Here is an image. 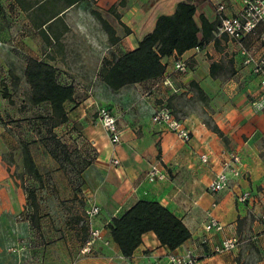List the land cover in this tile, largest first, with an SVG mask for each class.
I'll return each mask as SVG.
<instances>
[{
  "label": "crops",
  "instance_id": "0c3cea01",
  "mask_svg": "<svg viewBox=\"0 0 264 264\" xmlns=\"http://www.w3.org/2000/svg\"><path fill=\"white\" fill-rule=\"evenodd\" d=\"M180 1L0 0V67L19 65L24 70L29 58L45 61L56 68L57 78H64L60 83L73 84L75 94L81 90L104 96L108 105L103 106L115 115L121 130L120 142L112 145L108 139V149L98 158L103 171L96 169L100 188L91 204L100 211L92 226L102 230V239L85 252L84 240L65 224L53 229L40 221L37 229L30 220L14 218L24 208L20 193L6 181V142L0 137V264H166L167 249L153 232L144 233L133 254L124 257L105 228L138 200L157 201L183 221L190 238L177 250L199 242L205 212L212 209L223 230L210 234L209 245L197 246V264H264V226L259 219L264 213V110L252 106L264 78V71H253L254 61L264 55V20L243 38L242 53L228 35L216 33V8L223 4L226 15H238L243 0H190L197 25L203 16L213 26L210 36H201L198 49L163 57L165 70L156 78L117 90L101 79L102 66L136 48L156 18L172 14ZM100 18L113 29V42ZM248 56L253 61L246 62ZM178 58L187 62V71L176 70ZM68 78L74 81L66 82ZM84 78L92 83L86 85ZM161 100L191 132L189 142L151 122ZM75 111H67L69 120L81 117ZM99 140L94 135V142ZM228 150L239 155L240 174L230 176L227 188L211 193L208 185ZM201 153L210 161L202 163ZM113 158L119 160L117 165ZM157 162L166 178L150 182L146 172ZM243 192L250 194L246 202L238 201ZM231 235L240 240L236 248L211 252L212 244Z\"/></svg>",
  "mask_w": 264,
  "mask_h": 264
},
{
  "label": "rangeland",
  "instance_id": "374dc122",
  "mask_svg": "<svg viewBox=\"0 0 264 264\" xmlns=\"http://www.w3.org/2000/svg\"><path fill=\"white\" fill-rule=\"evenodd\" d=\"M68 79L66 82L74 81V78ZM84 80L88 81L86 85L92 83V79ZM4 89L7 97L2 96ZM29 95L30 87L24 79L22 66L0 67V137L6 142L3 165L6 181H12L14 192L20 193L24 208L14 218L31 221L35 214L45 228L54 229L58 224H65L84 240L88 236L89 225L83 210L94 202L99 193L100 185L95 174L97 168L100 173L103 170L99 169L97 162L99 155L108 149V136L104 129L106 136L102 133L103 127L96 123L95 112L98 106L108 103L104 96H88L81 90L75 94L73 103L65 105V109L68 112L75 109L81 117L68 119L52 129L59 143L66 146L63 149L50 132L49 104L32 105ZM157 105L158 108L167 107L162 100ZM173 115L177 116V113ZM94 135L100 139L96 143ZM23 142L29 145L42 175L41 182L33 179L23 167ZM29 189L35 190L39 206L37 213L33 212L27 199Z\"/></svg>",
  "mask_w": 264,
  "mask_h": 264
},
{
  "label": "trees",
  "instance_id": "16d2710c",
  "mask_svg": "<svg viewBox=\"0 0 264 264\" xmlns=\"http://www.w3.org/2000/svg\"><path fill=\"white\" fill-rule=\"evenodd\" d=\"M194 14L195 5L190 0H183L177 3L172 14L159 15L152 31L138 41L136 48L116 57L109 66H102L100 71L102 81L109 88L117 90L131 83L161 76L165 70L161 61L163 57L173 53L182 54L189 48L199 47L203 44V39L210 36V31L213 29L212 24L201 16V24L198 26ZM100 20L109 33L110 41L113 42L116 39L113 29L106 20L102 18ZM23 75L30 87V103L32 105L49 104L50 132L55 141L65 149L66 146L59 143L52 129L68 121L64 103L73 101L75 87L71 83H60L56 77V68L35 58L28 59ZM2 96H8L5 89L2 91ZM211 127L218 131L215 126ZM22 152L25 171L33 179L41 182L42 175L33 159L28 143H22ZM26 196L33 212L37 213L39 206L35 190L29 189ZM26 211H29L28 208ZM31 219L32 224L39 229L40 222L37 216L34 214ZM106 229L124 257H130L133 254L141 244L142 235L149 231L155 234L162 246L170 250L178 248L190 238V231L183 221L154 200H138L120 217H112L106 224ZM85 241L86 239L83 243Z\"/></svg>",
  "mask_w": 264,
  "mask_h": 264
},
{
  "label": "built area",
  "instance_id": "2783aa9c",
  "mask_svg": "<svg viewBox=\"0 0 264 264\" xmlns=\"http://www.w3.org/2000/svg\"><path fill=\"white\" fill-rule=\"evenodd\" d=\"M218 15V24L216 33L226 34L233 39L241 48L242 53L246 50L242 44L243 38L255 31L257 25L264 20V0H243L241 12L238 15L228 16L224 13L223 4H219L216 8ZM198 49L199 47H195ZM246 62L253 61L252 56H248ZM176 70L185 72L188 69L187 62L178 58L174 64ZM253 71L262 73L264 71V55L253 63ZM262 92L259 97L252 102V106L256 111L264 110V78L261 80ZM96 119L106 132L108 139L112 145H116L121 140V130L118 127L117 119L111 110L105 106H98L95 112ZM151 122L166 127L182 142L187 143L191 140V132L177 119L172 112L165 107H160L153 111ZM226 156L220 162V168L211 179L208 190L211 193L219 192L228 187L230 176H238L240 174L241 160L239 155L234 151H223ZM202 163L210 161V157L206 153L199 155ZM112 164L117 165L119 160L112 159ZM146 178L150 182L163 180L166 178V173L162 171L160 164H152L146 172ZM249 192H243L238 196V201L246 202L249 198ZM215 203L212 204V208ZM100 209L95 204H88L84 209V216L89 225V232L82 251H89L90 247L97 241L102 239V230L94 228L91 223L98 215ZM261 223L264 226V213L259 216ZM204 235L201 236L199 242L191 247L183 248L182 250H170L166 252V264H197L198 254L196 253L197 246H207L210 244V234L217 233L223 230V224L213 215L212 209L206 210L205 219L203 222ZM240 243L237 236H225L217 243L212 244L211 252L214 254L229 252L236 248Z\"/></svg>",
  "mask_w": 264,
  "mask_h": 264
}]
</instances>
